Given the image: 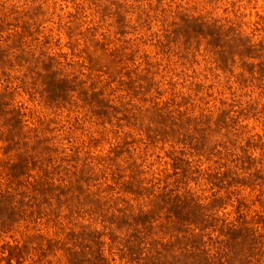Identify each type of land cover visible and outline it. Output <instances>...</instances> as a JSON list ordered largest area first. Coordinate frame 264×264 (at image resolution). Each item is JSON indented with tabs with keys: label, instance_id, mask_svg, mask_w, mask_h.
<instances>
[{
	"label": "rangeland",
	"instance_id": "obj_1",
	"mask_svg": "<svg viewBox=\"0 0 264 264\" xmlns=\"http://www.w3.org/2000/svg\"><path fill=\"white\" fill-rule=\"evenodd\" d=\"M0 264H264V0H0Z\"/></svg>",
	"mask_w": 264,
	"mask_h": 264
}]
</instances>
